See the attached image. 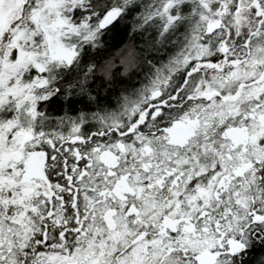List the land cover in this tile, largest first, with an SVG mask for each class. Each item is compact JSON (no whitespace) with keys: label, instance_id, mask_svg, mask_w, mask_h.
I'll return each instance as SVG.
<instances>
[{"label":"snow or ice","instance_id":"obj_1","mask_svg":"<svg viewBox=\"0 0 264 264\" xmlns=\"http://www.w3.org/2000/svg\"><path fill=\"white\" fill-rule=\"evenodd\" d=\"M0 264H264V0H0Z\"/></svg>","mask_w":264,"mask_h":264}]
</instances>
